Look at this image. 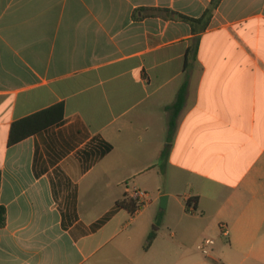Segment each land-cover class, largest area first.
Masks as SVG:
<instances>
[{
    "label": "crops",
    "instance_id": "1",
    "mask_svg": "<svg viewBox=\"0 0 264 264\" xmlns=\"http://www.w3.org/2000/svg\"><path fill=\"white\" fill-rule=\"evenodd\" d=\"M209 1L0 0V264H215L184 248L219 230L264 264V0H221L193 34L178 15Z\"/></svg>",
    "mask_w": 264,
    "mask_h": 264
},
{
    "label": "trees",
    "instance_id": "2",
    "mask_svg": "<svg viewBox=\"0 0 264 264\" xmlns=\"http://www.w3.org/2000/svg\"><path fill=\"white\" fill-rule=\"evenodd\" d=\"M220 2L221 0H210L208 6L206 7V9L203 11L202 15L199 18L193 19L179 14L178 19L189 24L191 28V32L193 34L203 32L208 27L209 21L212 15L214 14V12L216 11ZM161 11L168 12L167 9H163ZM182 99H183L182 90H180L176 101L177 103L176 105L178 107L181 106ZM62 120H63V107L61 104H58L50 108L49 110H45L37 114H34L30 117L18 120L14 122L11 126L7 144L9 146L16 144L19 141L46 128L47 126L61 123ZM174 127H175L174 119H171L167 131L166 146L164 147L161 155L162 158L160 163L161 173H163L165 161L170 152V146L174 134ZM194 200L195 198L188 199L186 201V206L190 207V205L193 203ZM135 208H132L130 212H134ZM108 216L109 214L106 215L103 219L99 220L96 223V226L102 224L106 219H108ZM5 223H6V211L5 208L0 204V229L4 227ZM154 237H155V232L151 231L147 236L146 243L143 246L144 250H147L149 248Z\"/></svg>",
    "mask_w": 264,
    "mask_h": 264
},
{
    "label": "rangeland",
    "instance_id": "3",
    "mask_svg": "<svg viewBox=\"0 0 264 264\" xmlns=\"http://www.w3.org/2000/svg\"><path fill=\"white\" fill-rule=\"evenodd\" d=\"M151 208V207H150ZM148 208V209H150ZM143 209L140 208L139 211ZM157 207L155 206L154 211H156ZM150 211H153L150 209ZM161 211V210H160ZM170 211V207L169 210ZM86 213V218H91L93 216H96L100 214L101 211H83ZM218 229L219 227L216 226ZM262 236H264V230H262L261 233ZM211 238H214L216 240L215 245L208 246V254H203L200 250H198L195 246L194 247H185L184 251L189 254L198 255L202 259L211 258L212 262L215 264H238L240 262L239 256H236V254L233 252V250L228 246L227 238L222 235V232L219 230L218 235L210 236ZM203 242V241H202ZM262 255H264V248L257 249Z\"/></svg>",
    "mask_w": 264,
    "mask_h": 264
},
{
    "label": "built area",
    "instance_id": "4",
    "mask_svg": "<svg viewBox=\"0 0 264 264\" xmlns=\"http://www.w3.org/2000/svg\"><path fill=\"white\" fill-rule=\"evenodd\" d=\"M129 197L136 207L135 211H138L140 208L144 207L149 201L147 193L139 189H131V191L129 192ZM220 228L224 231L223 225H221ZM212 244L213 241L211 239H206L200 244L199 250L203 254H207L208 246Z\"/></svg>",
    "mask_w": 264,
    "mask_h": 264
},
{
    "label": "water",
    "instance_id": "5",
    "mask_svg": "<svg viewBox=\"0 0 264 264\" xmlns=\"http://www.w3.org/2000/svg\"><path fill=\"white\" fill-rule=\"evenodd\" d=\"M174 18H177V15H174ZM166 201H167V197L165 195L160 197L159 199L160 208L165 209Z\"/></svg>",
    "mask_w": 264,
    "mask_h": 264
}]
</instances>
